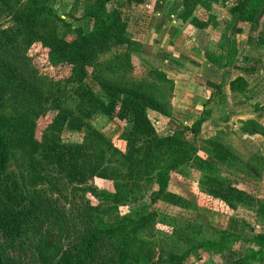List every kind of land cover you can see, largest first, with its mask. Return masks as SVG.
Returning a JSON list of instances; mask_svg holds the SVG:
<instances>
[{
  "label": "trees",
  "instance_id": "trees-1",
  "mask_svg": "<svg viewBox=\"0 0 264 264\" xmlns=\"http://www.w3.org/2000/svg\"><path fill=\"white\" fill-rule=\"evenodd\" d=\"M124 1L144 9L146 0H75L76 7L83 4L82 17L89 21L87 30L73 27L51 0H0V237L11 246L41 221L47 200L34 189L36 175L69 199L84 227L73 246L57 262L48 264H187L191 255L200 256L202 250L212 257L220 256L219 264H264V229L256 232L247 222L243 223L249 225V234L244 236L240 233L244 228H216L204 219L188 220L150 208L137 209L135 214L121 213L132 199L130 182L154 176L157 190L152 203L217 213L224 212L222 206L228 211L245 208L254 212L256 225L264 227V196L222 175L220 166L235 160L261 179L264 144L248 159L235 151L221 133L201 139L212 155L199 148L196 141L210 119V109L173 132L158 131L149 111L172 116L173 90L155 79L158 74L167 82L172 80L160 68L151 67L144 75H135L143 62L145 44L135 40L129 30ZM186 1L179 18L188 25L205 26L199 17L190 18L192 8ZM191 1L192 6L201 5L208 11L214 3L221 4L231 17L248 26L258 23L264 13V0ZM218 23L216 20L215 25ZM232 23L225 38L232 37ZM260 34L264 36V31ZM13 50H17L15 56L11 55ZM201 50L208 64L205 77L220 91L223 78L219 71L228 63L209 46ZM34 57L44 59L59 73L69 70L70 75L62 83L38 85L42 73L39 67L44 64ZM236 67L244 69L241 63ZM89 78L97 82V88ZM248 87L244 74L230 83L231 90L241 94ZM69 98L73 107L68 105ZM98 112L109 120L128 123L121 134L126 152L92 124ZM48 114H54L53 119L38 138V120ZM65 124L69 129L85 131L84 140L64 141L59 131ZM240 131L264 137V124L256 118L242 120ZM172 170L184 176L192 170L199 172L198 199L169 189ZM95 180L112 184L113 189L102 188ZM115 215L120 216L117 222H106ZM159 224L167 227L166 240L157 237ZM63 231L59 228L53 238L57 242L49 240L48 248H60ZM241 242L248 246L238 251L236 246ZM37 252L42 258L48 253L43 251L42 240ZM226 252L236 256L228 260ZM0 264H7L1 249Z\"/></svg>",
  "mask_w": 264,
  "mask_h": 264
},
{
  "label": "rangeland",
  "instance_id": "rangeland-1",
  "mask_svg": "<svg viewBox=\"0 0 264 264\" xmlns=\"http://www.w3.org/2000/svg\"><path fill=\"white\" fill-rule=\"evenodd\" d=\"M51 1L52 5L60 14H63L68 21L73 22V27L77 28L78 26H82L88 30L89 21L85 17H82L84 12L83 4L80 5V7H76L74 4L75 0ZM186 3V0H146L143 4L144 10L138 6L129 5L126 1H124L123 12L129 23V30L135 40L139 42L143 41L145 44L141 58L143 62L141 63V66L136 69V76L144 75L151 67L155 69H162L161 67H164V65L167 64V57L163 54V50L171 49L175 46V44L176 47L185 49L188 53L186 58L183 57L184 61L182 60L179 64H176L178 63L177 60L172 61L173 65L171 64V71L173 72H169L173 77L165 71L168 78H170L173 82H167V79L159 76L158 74L155 79L159 84L164 85L169 90H173L171 98L173 105L172 116H164L154 110H150L149 115L157 126L158 131L161 134H165L182 128L186 124H191L196 121L202 113H205L207 109H210V111L212 110V114L209 117L210 119H208L204 125V134L199 137L200 139H198V141H196L199 148H205L206 150L209 149L206 144H203L201 139L205 140L221 133V137L228 144H230L235 151H237L244 159H248L251 153L256 151L260 145L264 144V137L258 134L252 136L243 135L240 131L242 120L256 118L264 124V114L261 115V112H258V114L244 113L241 114V117L243 118L239 119V112L237 111L239 108H237L235 103H240V105L246 104V107L249 108L254 104L252 97L246 98L242 95L241 102H234L233 98L232 100H228L221 96L223 95L222 91H218L219 89L217 87H213V90L215 91L212 90L211 94L210 91L207 92L206 95H210V99H208V104L204 103V100L207 97L206 95H203L205 93H202L201 91L203 87L205 88V85L197 80V71L198 68L201 67L197 64L196 59L191 57V53L199 54L201 48L209 46L219 53L221 51V54L228 58V51L235 48V43L233 44L232 41H234V37L237 36V38H239V45L241 44V46H243L241 47L243 52H237L239 57L236 61L235 53L234 56H231V59H228V61H234L236 64L233 66L235 67L239 65L241 61L247 64L244 68L249 70L247 73H249L248 75H251L250 80L252 85L256 84L258 80H261V82L264 83V71L256 72L254 75L252 74L255 73L253 72L255 70L260 71V69L264 66V62L253 59V57H257V55H253L255 53L254 51H251L253 48H256L259 52L260 48L262 50L261 53L264 56V38H262L261 35H258V28L261 27L264 22V13L260 16L258 23L248 26L246 24L239 23L236 17H231L228 13V8L223 7L221 4L214 3L211 11H208L201 5L192 6V1L189 0L188 4L190 5V8H192L190 18L192 16H197L202 22L206 23L205 26L197 27L195 25H188L179 18L185 9ZM74 6L76 7V10L74 9ZM210 16L216 17L213 19L210 18ZM76 17L80 18V20H74ZM216 20L219 22L217 25H215ZM231 22H233L232 24L234 27L233 38H225V36L230 33L229 28ZM179 26L186 27L185 33L188 39L177 33L180 29ZM246 28L247 30L252 28V31L244 35L243 33L247 31L245 30ZM247 44L249 45L247 46ZM174 49L175 48H173V50ZM116 50V47H114L113 51ZM16 51L17 50H13L11 55L15 56L14 53ZM244 53L247 55H244ZM109 56L110 54L106 57ZM244 56L245 60H242L241 57ZM102 58L104 59L105 56ZM33 59H35V57ZM197 59L200 60L199 58ZM35 61H39L44 64L39 67L42 73L36 81L38 85L47 87L50 81L52 83H62L70 75L69 70L63 71L62 73L57 72L56 68L46 65L44 63V59H35ZM239 71H241V69H236L233 72L226 67V82L229 79L232 81L233 76L238 74L237 72ZM88 81L95 88L98 87L97 82L93 79L89 78ZM231 81L229 82V85ZM226 82H224V84ZM177 85L178 88L176 89ZM223 99L225 100L223 101ZM233 102L234 104H232ZM68 105L71 107L74 106V102H72L70 98L68 99ZM53 116L54 114H48L45 116L42 115L39 118L36 130L38 138H41L43 130L49 127V123L52 121ZM187 121L189 123H187ZM91 122L108 138L112 139L117 147L126 152V143L121 137L124 128L129 126L126 121L109 120L107 117L98 112L92 117ZM212 124H215L216 126ZM59 132L62 139L66 142L81 143L86 136L85 131L69 129L66 124L62 126V129ZM189 138L192 139L193 135L190 134ZM207 151L212 155L210 150ZM220 166L222 168V175L236 180L245 186L255 188L259 191L261 196H264V175L260 179L252 171L246 168L245 165L238 161L235 162V160L229 161L228 163H220ZM179 172L180 171L178 170H172L170 172L169 189L183 194L191 199L193 197L197 198L200 193V186L198 183V179L200 177L199 172L192 170L188 176H184ZM155 182L156 180L154 181V176L146 177L140 181L130 182L128 191L131 194L132 199L128 206L121 208V213L127 212L129 214H135L137 209L140 212L150 208V210L155 209L162 213L164 212L174 216H183L188 220L204 219L208 221V225L216 228L227 227L230 230L244 228V231L240 232L244 236L249 234V225L255 227L256 232H260V230L264 229V227L256 225L254 212L245 208H239L236 211H228L222 206L221 208H223L224 212L217 213L208 211L205 208L185 210L165 202L152 203L151 200L156 193L155 190H157V183ZM33 183L34 189L39 192L41 197L43 196V198L47 200L44 206L46 208L41 221L34 223L32 227L27 230V233L24 235L22 240L10 246L5 239L0 237V249L6 258L7 264H48V262L51 261L57 262L58 259L73 246L75 238H77V236L81 233V230L84 228L81 225V219L77 217V211L72 208L68 198L58 192L56 188H52L49 183L38 179L36 175L33 177ZM95 184L102 188L107 187L110 190L113 189L112 184L106 185V183H100L96 180ZM88 197L96 203V199L91 196ZM57 213H61L60 215L64 214L65 221L64 217L60 215L57 216ZM119 218V215H115L106 218V222L115 223L119 220ZM243 222H247L249 225L245 226ZM59 228H63L64 230L62 237L60 238V248H58L57 251H53V249L48 248V245L46 244L49 240L53 241V238L59 232ZM158 230L161 231L157 232L158 239L166 240L169 238L167 227L165 225L159 224ZM41 240L43 242L44 253L48 252L43 258L40 257L37 252V247L39 246ZM53 242L56 243L57 241ZM247 246L248 244L241 242V244L236 246V250L242 251ZM168 247L170 248V246ZM233 253L234 252H226V259L229 260L231 257H235L236 255ZM221 261L222 258L220 256L216 255L212 257L209 253L202 250L200 256L191 255L187 259L186 263L219 264Z\"/></svg>",
  "mask_w": 264,
  "mask_h": 264
},
{
  "label": "crops",
  "instance_id": "crops-1",
  "mask_svg": "<svg viewBox=\"0 0 264 264\" xmlns=\"http://www.w3.org/2000/svg\"><path fill=\"white\" fill-rule=\"evenodd\" d=\"M165 23V22H164ZM164 26V25H163ZM180 27V29H179V31L177 32V33H179V35L180 36H182V37H184V38H186V39H188V37H187V35H186V33H185V28L186 27H183V26H179ZM245 30H247V28L245 29ZM232 31H234V28H233V30ZM250 31H252V28H249V30H247V31H245L243 34L244 35H246L247 33H250ZM261 31H264V22H263V24H262V26L261 27H259L258 28V35H261L260 34V32ZM233 35L234 34H232L231 36H232V38H233ZM242 35V34H241ZM179 36V37H180ZM238 36H240V35H238ZM262 36V35H261ZM262 38H264V36H262ZM143 42V41H142ZM232 43L234 44L235 43V48L233 49V50H229L228 51V58H226L225 56H223V58H224V60H225V62H227L228 64V69L229 70H231V71H235L236 69L237 70H239L237 67H235V66H233L234 64H236L234 61H231V60H229L228 61V59H231V56L233 55L234 56V53L236 54L235 55V61L238 59V51H239V53H242L243 52V50H242V48L241 47H243V46H241V44L239 45V38H237V36L236 37H234V41H232ZM238 43V44H237ZM181 44V43H180ZM179 44V45H180ZM249 44H247V46H248ZM173 48H175L174 50H176V51H174L173 50ZM178 48V49H177ZM259 48V47H258ZM226 49V48H225ZM222 50V49H221ZM251 51H254V53L255 54H253V55H257V57H253V59H257V61L259 60H261V61H263L264 62V56H263V54L261 53L262 52V50L259 48V52H258V50L256 49V48H253ZM163 54H165V56L167 57V64L166 65H164V67H161L162 69H164V71H166L171 77H173L171 74H170V72L169 71H171V64H172V61L173 60H177L178 61V63H176V64H179V62H181L182 60L184 61V58H186L187 57V51L185 50V49H180L179 47H176V44H175V46H173L171 49H165V50H163ZM202 50L200 49V51H199V54H192L191 53V57L192 58H194V59H196V61H197V64L199 65V67H201V68H198V81L199 82H201L203 85H205V88L203 87V89H202V93H205V94H203V95H206L207 94V92L208 91H210V94L212 93L211 91L214 89L213 87H217V85H216V83L214 82V81H210V80H208L206 77H205V72H206V67L208 66V64H206L205 63V59L203 58V54H202ZM215 52L216 53H218V54H221L222 52L220 51V53L218 52V51H216L215 50ZM201 53V54H200ZM244 55H247L246 53H244ZM230 56V57H229ZM184 57V58H183ZM197 58H199L200 60H198ZM242 58V60H245V56L244 57H241ZM192 60V59H191ZM175 62V61H174ZM238 63V62H237ZM241 63H242V66H246L247 64H245L243 61H241ZM264 64V63H263ZM173 65V64H172ZM231 68V69H230ZM225 69L226 68H224L223 70H221V71H219L221 74H222V78H223V83H222V86H221V91H222V94L223 95H221V96H223V97H225V99H231L232 100V98L234 99V102H241V99H242V95H244L246 98H250V97H252V99H253V106H250L249 108H247L246 107V104H244V105H240V103H235L236 104V106H237V108H239V109H237V111L239 112L238 114H239V119H242L243 117H241V114H244V113H252V114H258V112H261V115L262 114H264V83L263 82H261V80H258L257 81V83L256 84H253L252 85V83H251V80H250V76L251 75H248L249 73H244L245 72V70L243 69V70H241V71H239V72H237L238 74H236V75H234L233 76V78L232 79H234L237 75H239V74H244L245 76H246V78L248 79V81H249V87H248V91L245 93V94H241V93H239V92H233L232 90H231V88H230V85H229V82L231 81L230 79L226 82V73L227 72H225ZM264 71V66H263V68H261L260 69V71H257V70H255V71H253V72H255V73H252L253 75L254 74H256V72H263ZM171 72H173V71H171ZM224 82H226L225 84H224ZM181 83V82H180ZM178 88V85L176 86V89ZM218 88V87H217ZM213 91H215V90H213ZM201 93V94H202ZM218 93V92H217ZM219 94V93H218ZM206 101L204 100V103H207L208 104V99H210V95H206ZM225 99H223V101L225 100ZM227 100V101H228ZM234 102L232 103V104H234ZM203 106H204V104H203ZM258 106V107H257ZM232 108H234V107H232ZM215 109V108H214ZM250 111V112H249ZM252 117V116H251ZM254 117V116H253ZM233 118H234V116H233ZM182 120H184V119H182ZM181 120V121H182ZM210 121V120H209ZM216 122V121H215ZM182 123V122H181ZM187 123H189L188 121H187ZM212 125H214V126H216L215 124H212ZM204 134V131H203V133H202V135ZM209 137V136H208Z\"/></svg>",
  "mask_w": 264,
  "mask_h": 264
}]
</instances>
